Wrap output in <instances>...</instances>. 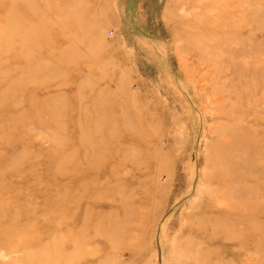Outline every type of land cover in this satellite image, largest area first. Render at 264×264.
I'll return each mask as SVG.
<instances>
[{
    "label": "rangeland",
    "instance_id": "374dc122",
    "mask_svg": "<svg viewBox=\"0 0 264 264\" xmlns=\"http://www.w3.org/2000/svg\"><path fill=\"white\" fill-rule=\"evenodd\" d=\"M0 264H264V0H0Z\"/></svg>",
    "mask_w": 264,
    "mask_h": 264
},
{
    "label": "bare ground",
    "instance_id": "6f19581e",
    "mask_svg": "<svg viewBox=\"0 0 264 264\" xmlns=\"http://www.w3.org/2000/svg\"><path fill=\"white\" fill-rule=\"evenodd\" d=\"M202 230V229H201ZM212 231V230H211ZM240 237V236H239ZM199 238H201L200 236H199ZM242 240V239H241ZM189 243V242H188Z\"/></svg>",
    "mask_w": 264,
    "mask_h": 264
}]
</instances>
